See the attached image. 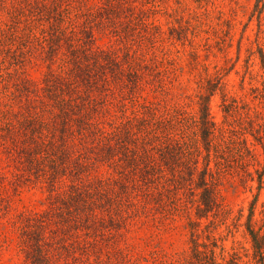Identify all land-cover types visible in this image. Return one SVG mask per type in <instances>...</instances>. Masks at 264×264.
<instances>
[{
  "label": "rangeland",
  "instance_id": "1",
  "mask_svg": "<svg viewBox=\"0 0 264 264\" xmlns=\"http://www.w3.org/2000/svg\"><path fill=\"white\" fill-rule=\"evenodd\" d=\"M0 264H264V0H0Z\"/></svg>",
  "mask_w": 264,
  "mask_h": 264
}]
</instances>
